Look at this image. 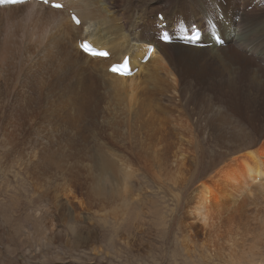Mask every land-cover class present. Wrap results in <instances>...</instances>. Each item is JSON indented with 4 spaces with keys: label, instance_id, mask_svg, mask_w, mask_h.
<instances>
[{
    "label": "bare ground",
    "instance_id": "1",
    "mask_svg": "<svg viewBox=\"0 0 264 264\" xmlns=\"http://www.w3.org/2000/svg\"><path fill=\"white\" fill-rule=\"evenodd\" d=\"M65 2L67 8L61 11L36 2L0 7V90L6 98L2 110L6 113V128L13 131L12 136L3 140V145H10L19 133L23 139H27V135L33 136L32 141L39 147L35 145L30 153L27 170L36 167L47 174L53 171L67 178L80 173L91 177L114 173V162L117 161L107 162L106 154L98 146L97 155H86L88 149L84 142L91 139L97 143L93 137H88L90 130L87 129L99 115H103L101 125L110 131L112 138L123 133L124 130L121 133L118 130L124 126L130 133L135 127L142 138L137 137L138 143L145 145L146 142L145 146L155 151L160 149L158 145L162 138H168L170 143L177 141L166 131L165 126L170 122L180 128L205 127L216 131L219 139L227 140L232 127L231 114L248 111L254 119L264 116V0ZM69 10L78 12L79 27L70 20ZM160 14L163 22L158 20ZM165 22L167 30L174 36L169 45L162 42L159 29ZM194 25H199L203 31L201 43L213 42V34L221 32L227 40L226 46L201 49L182 45L180 42L188 40ZM85 39L98 49H108L112 56L109 60H101L86 55L78 47ZM152 45L151 58L144 61ZM125 59L137 69L133 77L109 73L112 64ZM163 98L167 99V104ZM169 106L181 107L187 118L175 116L176 112H169L173 109ZM38 114L39 119L33 121ZM112 117H116V121H112ZM68 119H72L71 127ZM163 120H167L165 126ZM185 121L187 126H184ZM40 123L47 125L45 135L39 128ZM41 140L46 144L40 148ZM79 147H83V151L78 152ZM184 159L180 158V161L183 163ZM143 160L146 161L144 157ZM145 164L147 162L144 163L147 168ZM174 179L177 180L176 176ZM105 181L109 182L108 179ZM101 182L98 187H103ZM126 182L125 179L122 185L133 192ZM93 183L90 184L97 185ZM38 185L43 188L40 183ZM108 185L101 189L103 192L100 190L99 193L98 189L97 194L90 195H104L105 186L112 191ZM118 189L121 195L120 191L125 188ZM112 192L113 196L110 193L107 196L114 198V190ZM69 195L71 197L66 199L72 203L77 196L70 189ZM94 200L98 202L99 199ZM260 202L263 205L257 207ZM250 204L264 214V141L256 148L233 155L210 177V181L201 183L188 201L187 214L189 220L202 222L204 227H201L210 237L215 233L226 234L228 247L236 253L229 242L233 238L229 236H239L248 229L244 223L252 215L248 209ZM119 209V212L124 210L123 207ZM114 210L115 214H120L117 208ZM259 256L257 262L251 264H264V257Z\"/></svg>",
    "mask_w": 264,
    "mask_h": 264
},
{
    "label": "rangeland",
    "instance_id": "2",
    "mask_svg": "<svg viewBox=\"0 0 264 264\" xmlns=\"http://www.w3.org/2000/svg\"><path fill=\"white\" fill-rule=\"evenodd\" d=\"M163 99L167 104V99ZM5 103L6 98L0 90V264H251L252 261L257 262L259 255L264 257V214L262 210H256L263 205L262 202L256 208L252 204L248 205L252 212L249 215L251 219L244 223L248 229L239 236H229L233 238L229 242L233 244L236 253H232V249L228 247V236L224 237L226 234L215 233L211 238L203 228L204 224L194 219L189 220L187 214L188 201L201 183L208 179L210 181V177L233 155L256 148L264 141V116L254 119V115L248 111L231 114L230 118L233 120L230 122L233 123H230L232 127L227 140L219 139L214 130L187 126L186 121L183 124L187 127L180 128L172 122L165 126L167 120H163L166 131L177 141L170 143L168 138H162L158 145L160 149L155 151L154 148L145 146L148 143L144 139L145 147L142 142L138 143L137 137L140 136L135 127H132L130 133L124 126L118 133L122 130L125 133L122 131L123 133L112 138L110 131L101 125L103 115H99L87 129L90 130L88 137H93L98 144H94L91 139L84 142V147L88 149L86 155H97L100 149L106 154L107 162L112 163L113 159L117 161L114 162V173L95 174L92 177L80 173L81 175L76 174L73 178H62L53 171L47 174L41 168L30 166V170L26 169L30 153L35 145L38 146L32 141V135L23 139L18 132L17 138L10 145H3L6 136L13 135V131L6 128V113L2 110ZM180 108H173L169 112H176L175 116L187 118ZM121 117L125 118L123 114ZM38 119L39 114L33 121ZM130 119L131 122L134 121ZM68 121L71 127L72 119ZM112 121H116V117H112ZM39 128L42 134L47 133L46 124L40 123ZM181 139H185L184 142ZM40 144V148L44 147L46 141ZM143 147L145 150L142 152ZM81 151L83 147L78 148V152ZM180 158H186L183 160L186 165ZM146 162L148 169L144 166ZM112 175H115L114 178ZM175 176L177 180L174 179ZM180 176L183 183H180ZM115 177L118 179L114 183ZM107 179L114 184L105 181ZM125 179L126 185L133 188V192L122 185L125 184ZM100 182L106 186L110 184L108 187L114 190L115 200L109 196L111 201H108L107 195L113 196V192L106 186L105 197L101 194L94 196L98 189L100 193L104 188V185L98 187ZM174 182L179 184L174 185ZM90 183L97 185L92 186ZM116 186L125 189L120 191L117 187L115 190ZM69 189L77 196L72 203L66 199L72 196L69 195ZM117 189L123 194L119 195ZM86 192H89L88 196ZM90 193L94 194L93 197ZM124 194L125 197L129 195V198H124ZM94 198H98V202ZM88 200L93 204L88 203ZM123 201L124 205L127 203L125 206ZM114 207L120 214H115ZM122 207L126 209L123 213L119 212Z\"/></svg>",
    "mask_w": 264,
    "mask_h": 264
},
{
    "label": "snow or ice",
    "instance_id": "3",
    "mask_svg": "<svg viewBox=\"0 0 264 264\" xmlns=\"http://www.w3.org/2000/svg\"><path fill=\"white\" fill-rule=\"evenodd\" d=\"M13 2H21V3H22L23 0H13ZM47 2H48V0H45V3H47ZM52 6H53L54 8H57V9L63 7V6L60 5V4H53ZM73 20H75V22H76L77 24L80 23V21H79L78 19H76V17H73ZM164 38L167 39L166 36H165ZM81 48H82V50H83L84 52H86V53L91 52L93 55L96 54L95 52H93L91 46L88 45L86 42L83 43V44L81 45ZM99 55H102V56H108L109 53H108V52H100ZM124 67H125V68L127 67V63H126V61H125ZM110 70L113 71V72H119V71H121V69L118 68V67H116V66H113Z\"/></svg>",
    "mask_w": 264,
    "mask_h": 264
}]
</instances>
